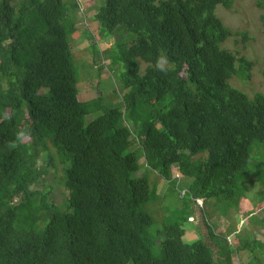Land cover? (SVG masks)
<instances>
[{"label": "trees", "instance_id": "obj_1", "mask_svg": "<svg viewBox=\"0 0 264 264\" xmlns=\"http://www.w3.org/2000/svg\"><path fill=\"white\" fill-rule=\"evenodd\" d=\"M220 5L234 2L103 0L93 16L101 39L135 34L92 47L125 92L122 105L109 108L101 96L78 98V0H0V264H217L215 248L220 264H233L225 235L205 214L208 237L184 240L197 199L239 207L253 185L264 202V158L249 174L251 146L264 143V92L231 85L239 66L249 77L250 62L224 47L235 34L218 17ZM161 54L166 74L155 70ZM18 130L28 134L9 147ZM42 158L62 169V206L52 202L53 186L38 189ZM174 168L190 179L187 191ZM152 174L168 183L166 200L175 190L181 201L179 213L165 209L156 235L142 209L165 197ZM154 239L161 255L152 252ZM252 244L261 261L256 238L237 252Z\"/></svg>", "mask_w": 264, "mask_h": 264}, {"label": "rangeland", "instance_id": "obj_2", "mask_svg": "<svg viewBox=\"0 0 264 264\" xmlns=\"http://www.w3.org/2000/svg\"><path fill=\"white\" fill-rule=\"evenodd\" d=\"M78 1L80 3L78 12V27L80 31L74 36L72 43L74 57L80 67L78 98L80 101H87L101 96L106 107H120L123 103L125 92L121 88L119 74L110 68L108 61L96 58L92 47L94 44H98L99 48L103 49V47L112 45L118 38L127 39L130 36L134 37L135 34L131 32L129 34L126 30L121 29L116 32L114 37L108 40L101 39L98 33V24L94 21L93 16L103 0ZM233 2L232 9H227L220 5L216 11L222 22L235 34L225 42L224 47L235 53L238 58H247L250 62V71L249 77H246V73H243L241 66H239V73L231 78L230 83L249 95L264 92V8H261L256 0H233ZM101 113L86 116L85 125H88ZM251 156L249 174L252 171L255 172V168L251 171L254 164H259L264 158V143L254 142L251 146ZM144 162L145 160L141 159V163L144 164ZM40 166L44 172V178L39 183L38 189L45 190L49 185L53 186V189H51L52 202L62 206L68 194L65 188L57 182L62 175V169L56 173L53 167L47 165L44 158L41 159ZM145 169L140 174H144L146 172ZM173 174L175 177L179 176L181 178L180 186L184 185L183 191H187L186 183L189 184L190 179L182 178L177 168L173 169ZM251 176V179H249V176L244 179L243 184L256 180L253 178V174ZM151 180L158 183L159 194L165 196L162 202H150L142 207L143 211L152 215L154 225L150 231L156 235L157 231L163 229V220L166 215H164L165 209L170 206V210H175L179 213L177 206H181V201L175 190L169 194V201L166 200V196L169 193L168 183L155 174L151 175ZM253 196L254 199H258L256 201L257 204L260 203L262 195L257 186L253 189L252 185V187H249L247 197L240 200L239 207H229L226 203L216 202L214 199L205 200L203 208L194 204L192 216L196 218V221L200 222L189 221L185 223L184 226L187 229L184 237L185 242L193 243L208 237V229L202 219L205 214L215 233L225 235L226 241H221V244L225 246V250L232 252L233 264H249L250 261L251 264H264V255L261 256L260 261V255H257L260 248L256 247L255 244H252L250 248L252 251L248 249L237 252V248L245 244L246 241L253 243L256 238L264 242V202H261L259 204L261 208L258 206L259 209L255 211ZM61 209L65 210L66 206L61 207ZM46 225L47 222H41L39 230L44 229ZM230 229L231 231L229 232ZM215 249L216 261L217 264H220L218 261L219 250ZM152 252L155 256L161 255V246L156 240L152 245Z\"/></svg>", "mask_w": 264, "mask_h": 264}, {"label": "clouds", "instance_id": "obj_3", "mask_svg": "<svg viewBox=\"0 0 264 264\" xmlns=\"http://www.w3.org/2000/svg\"><path fill=\"white\" fill-rule=\"evenodd\" d=\"M167 65H168V57H167V55H166V54H161V55H159V56L157 57V59H156L155 70L166 74L167 71H168V67H167ZM6 118H7V117H6ZM27 134H28V133H27L26 130H18L17 133H16V142H12V143H10L8 146H9V147H15V146H16V143H18V142H22L23 137H24L25 135H27ZM177 177H179V176H177ZM177 177H176V178H177ZM179 178H180V177H179ZM199 201L202 202L201 205L199 204ZM197 205H198L199 207L203 208V207H204V200H203V199H197ZM192 218H193V220H191ZM189 221H190V222H195V223H199V222H200V221H198V220L196 221V218L193 217V216L189 218Z\"/></svg>", "mask_w": 264, "mask_h": 264}, {"label": "built area", "instance_id": "obj_4", "mask_svg": "<svg viewBox=\"0 0 264 264\" xmlns=\"http://www.w3.org/2000/svg\"><path fill=\"white\" fill-rule=\"evenodd\" d=\"M199 204L201 205V204H202V202H201V201H199ZM191 220H193V218H192Z\"/></svg>", "mask_w": 264, "mask_h": 264}]
</instances>
